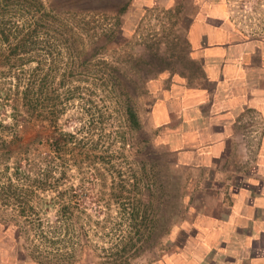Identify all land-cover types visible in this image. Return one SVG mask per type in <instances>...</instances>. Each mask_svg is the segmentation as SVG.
<instances>
[{
  "label": "rangeland",
  "instance_id": "374dc122",
  "mask_svg": "<svg viewBox=\"0 0 264 264\" xmlns=\"http://www.w3.org/2000/svg\"><path fill=\"white\" fill-rule=\"evenodd\" d=\"M40 3L44 11L53 15L48 23H44L47 28L39 31L22 68L38 81H52L53 87L71 71H63L65 60H73V78H86L84 80L88 79L90 84L89 78L97 79L95 87L99 90L90 91L83 99L67 106L70 109L59 118L58 128L75 130L79 124L73 123L76 122L73 117L79 115L85 99L93 100L98 94L118 127L114 146L123 147L117 153L123 159H117V165L124 170L130 166L134 175L129 195L137 197L145 186L150 192L151 183L169 178L167 163L174 170H182L180 178L184 172L190 171L196 176L207 165L219 166L223 161L225 167L216 177L221 182H225L226 176L233 180L238 171L240 175L250 171L264 173V69L253 68L249 74L240 60H204L206 54L213 56L220 48L214 41L215 36L224 35L223 31H228L232 25L252 36L263 35L264 0H40ZM43 40L50 44L55 54L45 55L47 44L42 43ZM59 53L64 55L60 60L56 57ZM3 61L8 62L0 60V64ZM214 65L217 75L212 71ZM206 70L211 76L205 78ZM5 75L0 66V158L10 156L11 159L7 163L0 162V167L3 169L5 165L6 174L12 173L14 166L24 170L17 174L18 179L31 169V161L17 162L19 155L27 153L31 159L36 152H48L47 131L27 119L14 81L3 79ZM228 80L232 85L252 87L255 81L263 86L247 89L243 96H232L227 88ZM183 83L194 84L197 89L183 90ZM127 102L137 107V127L129 128L124 119ZM66 116L71 119L64 122ZM200 116L203 118L198 124L202 130L195 134L199 135L177 136L175 131L181 126L182 130L196 128V118ZM153 126L161 127L157 135H154ZM216 126H229L232 137L222 148L214 147L217 159L211 160L209 152L213 147L207 146L220 136ZM198 144L202 153L197 159L193 157V161L202 167L195 170L182 167L181 158L173 151L191 150ZM225 150L228 155L221 157ZM55 159L56 169L52 176L56 188L76 184L72 169L69 175L62 173L64 159ZM180 178H173L178 186L181 185ZM3 179L1 175L0 184ZM213 179L214 176L207 179V187L222 189V184L214 180L216 185ZM113 182L115 180L109 176L94 180L92 186H85L92 193L83 198L84 210L80 212L77 227L81 243L87 242L92 247L86 250L89 254L85 251L86 255L78 256L85 262L96 260L90 255L93 249L99 253L107 247L101 235L105 217L99 210L97 195L104 196L112 191ZM189 186L191 188L192 183ZM150 196L155 195L150 193ZM108 207L114 209L112 203ZM7 208L0 205V264H36L28 257L23 259L21 254L17 255V227L13 222L6 223L11 217ZM59 218L42 216L43 221L55 222ZM148 243L142 250L132 253V257L128 256L131 257L130 264H145L148 259L157 258L155 248ZM180 245L177 244V251Z\"/></svg>",
  "mask_w": 264,
  "mask_h": 264
},
{
  "label": "trees",
  "instance_id": "16d2710c",
  "mask_svg": "<svg viewBox=\"0 0 264 264\" xmlns=\"http://www.w3.org/2000/svg\"><path fill=\"white\" fill-rule=\"evenodd\" d=\"M52 15L43 10L40 0H0V60L8 61L0 64L6 73L2 78L14 81L27 119L47 131L46 154L36 152L28 159L26 153L17 159V162L31 161L26 176L17 179V174L24 172L17 166L9 174H6L5 165L3 169L0 167V177H4L0 184V195L3 193L0 205L11 211L6 223L13 222L17 227V255L21 254L23 259L28 257L36 264H130L131 254L142 250L149 242L155 248L157 258L151 261L152 257L145 264H264V173L250 171L240 175L238 171L233 180L226 176L225 182H221L216 177L220 176L223 161L219 166L207 165L196 176L190 171L184 172L180 178L182 170H174L167 163L165 167L170 177L151 183L150 192L145 186L135 197L129 195L134 178L131 167L124 170L117 165V159H123L117 155L123 147L114 146L117 124L98 94L93 100L85 99L79 115L73 117L76 121L73 123L79 124L75 130L58 128L59 118L70 109L67 106L99 89L95 87L97 79L86 76L92 81L90 84L88 79L84 80L86 78H73V60H65L63 71H71L53 87L52 81H38L22 68L24 61H28V50H32L31 45L36 43L39 31L47 28L44 23H48ZM42 43L47 44L46 40ZM45 46V55L55 54L49 43ZM60 56L64 57L59 53L58 60ZM74 82L80 84L73 85ZM181 87L183 90L197 89L194 84L183 83ZM136 109L129 102L124 105V119L129 128L138 126ZM202 118H196L198 126L191 131L182 130V126L176 129L177 136L199 135L195 134L202 130L198 124ZM70 119L66 116L63 121ZM215 128L220 136L207 146L213 147L209 152L211 160L217 159L214 147L222 148L232 137L229 126ZM159 130L161 127L153 126L154 135ZM201 148L198 144L191 150L181 148L173 152L181 158L182 167L195 170L202 167L193 161V157L197 159L202 153ZM5 151L8 154L6 148ZM223 155H228L226 150L221 157ZM57 157L65 161L63 175L71 169L74 171L76 184L56 188L52 175ZM8 159L10 156L0 158V162L7 163ZM13 162H16L15 158ZM61 163L64 164L62 160ZM109 176L115 180L112 191L104 196L97 195L99 210L105 217L101 235L107 247L99 253L93 249L90 255L96 260L85 262L78 256L92 247L87 242L81 243L77 228L80 212L84 210L83 198L92 193L85 186H92L94 180ZM212 176L215 177L212 182L219 181L222 189L207 187V179L211 180ZM178 177L180 186L173 180H179ZM189 183H192L191 188ZM150 193L155 196L151 197ZM111 203L113 210L108 207ZM45 215L60 218L55 222L43 221ZM177 244H181L179 251Z\"/></svg>",
  "mask_w": 264,
  "mask_h": 264
},
{
  "label": "crops",
  "instance_id": "0c3cea01",
  "mask_svg": "<svg viewBox=\"0 0 264 264\" xmlns=\"http://www.w3.org/2000/svg\"><path fill=\"white\" fill-rule=\"evenodd\" d=\"M223 32L224 35L215 36L214 38V41L216 42L218 47L220 46L218 51L213 56L206 54V58L204 60H229V62L230 60H240V63L246 65L244 71L249 74L253 68L255 69L261 67L264 69V34L252 36L244 33L242 30L240 31L236 28V26L233 25L228 28V31ZM212 71L217 75L218 71L216 69V66ZM205 74L211 76V72H209L208 70H206ZM243 81L245 80L243 79ZM228 82L230 83V80H228ZM252 83L254 84L252 85V87L249 85L239 86V84L237 83L235 85H232L230 83L227 88H229V94L235 96H243L244 94H246L247 89H255L259 86H263L262 83L258 84L255 81Z\"/></svg>",
  "mask_w": 264,
  "mask_h": 264
}]
</instances>
